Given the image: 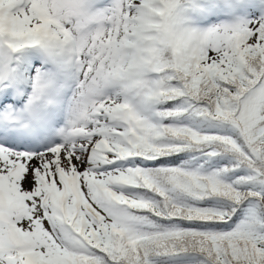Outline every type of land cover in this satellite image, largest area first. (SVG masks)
<instances>
[{
    "label": "snow or ice",
    "instance_id": "6c2138e0",
    "mask_svg": "<svg viewBox=\"0 0 264 264\" xmlns=\"http://www.w3.org/2000/svg\"><path fill=\"white\" fill-rule=\"evenodd\" d=\"M0 264H264V0H0Z\"/></svg>",
    "mask_w": 264,
    "mask_h": 264
}]
</instances>
